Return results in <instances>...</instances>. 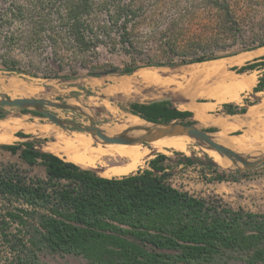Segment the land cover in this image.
<instances>
[{
    "label": "rangeland",
    "instance_id": "obj_1",
    "mask_svg": "<svg viewBox=\"0 0 264 264\" xmlns=\"http://www.w3.org/2000/svg\"><path fill=\"white\" fill-rule=\"evenodd\" d=\"M56 4V0H40L38 4H29L25 0H0V18H2L0 37H9V33L14 34L22 30L26 32L25 37L38 34L40 39L35 46L24 49L15 47L6 40L4 43L0 40V99L4 96L9 98L27 96L55 102L57 106L45 105L42 109L55 114L62 123L69 125L75 124L83 127L81 123L88 120L86 116L78 114L68 105L67 100L69 99L84 102L82 107L86 108L84 111L94 113L96 120L93 123L95 124L117 121L116 116L100 104L102 101L103 103L108 101L107 103L117 110V116H121L130 112L129 105L133 102L148 103L152 99L163 96H169L170 100L166 102L179 110H187L181 106H188L195 101L211 100L213 97L210 94H214L218 89V80L235 76L237 72L232 68L239 67L245 62L239 64L228 62L221 73L208 78L195 79L184 74L165 87L146 84L136 76L137 79L130 86L123 85L122 82L135 75L138 69L164 66L182 69L187 64H191L189 60L197 57L230 59L240 52L250 51L245 48L264 41V0H225V3L222 0H133L131 8L133 13L125 21L127 22L125 31L122 27L124 20H117V23L105 27L104 34L100 33L102 34L101 41L96 47L78 51L73 43L68 45L67 40L55 44L49 39L56 29L60 30V20L55 13ZM115 5L116 3L110 0L108 4L98 7L92 16L94 23L99 26L106 25V14L110 10L113 12ZM22 6L34 16L29 17V13L27 14L24 10L23 12L27 15H17L18 7ZM105 8H107L106 12ZM229 12L232 17L229 16ZM85 18L90 20V17ZM5 62L7 66H14L20 72L6 70ZM134 67L136 71L132 73L123 72L125 69ZM28 71L37 73V77L25 74ZM94 73L99 75L92 76L91 74ZM93 77L100 78L96 87L86 83ZM9 79H17L23 83L36 81L42 90L33 95L18 89H11L7 87ZM163 88L165 90H162ZM245 96V99L238 103L240 106L254 101L255 96L257 100L254 104L247 106V111L241 116L243 118L241 126L227 130L229 136H239L255 131L260 128L259 125L264 123V92L253 94L252 91H248ZM90 99L99 102V106L89 105L87 102ZM33 110H35L33 107L0 103V119H9L11 126L17 123L30 126L29 129L15 127L11 132L0 131V135L11 136L8 142L0 143V146L31 141L36 148L49 152L46 149V141L49 142V138L44 134L30 131V129L55 123L41 114H33ZM191 112L190 117L174 119L170 122L194 121L192 124L207 131L210 125L196 121L193 111ZM212 119L213 116L207 120ZM93 123L90 126H93ZM213 128L214 132L220 129ZM156 151L153 150L138 168H146L147 161L154 157L155 153L160 152ZM241 151L243 153L240 152V154L244 158L251 157L248 151ZM179 152L192 157L194 163L192 165L179 163L181 157ZM19 153L20 149L16 153H11L0 147V167H12L22 175L43 178L44 167L40 164L30 166L19 157ZM163 153L171 156L173 160L170 182L174 186L198 197L216 198L232 209L264 213V165L248 168L231 161V166L223 167L215 163L209 151L192 144L184 148L181 146L178 150L168 149ZM210 160L215 166L209 165ZM219 174H224L225 179L216 180ZM3 208L0 200L2 213ZM25 247L28 249L29 243L24 228L15 222H7L4 228L0 229V264H31ZM36 253L37 261L41 264H86L83 258L71 254L50 253L45 250ZM228 264L247 263L241 260H230Z\"/></svg>",
    "mask_w": 264,
    "mask_h": 264
},
{
    "label": "trees",
    "instance_id": "obj_2",
    "mask_svg": "<svg viewBox=\"0 0 264 264\" xmlns=\"http://www.w3.org/2000/svg\"><path fill=\"white\" fill-rule=\"evenodd\" d=\"M25 1L29 4L40 2ZM109 1L56 0L55 13L60 20V30L56 29L49 39L55 44L67 40L76 50L86 51L96 47L101 41L100 33L117 20H124L125 31V21L133 13V0H111L116 5L113 12L110 10L106 14L107 24L94 23L92 16L97 8ZM23 10L29 17L34 16L23 6L18 7L17 15H27ZM229 16L232 17L231 12ZM25 33L22 30L9 33V37L1 36L0 40L22 49L39 43L38 34L25 37ZM261 46L264 41L245 50ZM208 59L211 58L197 57L189 61ZM4 68L20 72L6 62ZM135 69L123 72L129 74ZM232 69L237 73L262 69L252 93L264 91V56ZM25 74L38 75L30 71ZM254 101L243 106L223 103V112L245 113ZM129 111L155 123L192 115L191 111L176 109L166 101L133 102ZM213 130V127L207 128V131ZM0 147L11 153L20 149L19 157L27 164L44 167L43 178L22 175L12 167H0V200L4 207L3 213L0 211V229L7 222L24 228L29 243L25 250L31 264H41L36 258L40 250L79 256L86 264H228L230 260L264 263V213L232 209L216 198L198 197L174 186L170 182L173 160L163 152L155 153L147 161L146 168H138L127 175L104 177L44 152L31 141ZM179 154V163H194L192 157ZM209 165L215 166L211 160ZM215 179L221 181L225 176L219 174Z\"/></svg>",
    "mask_w": 264,
    "mask_h": 264
},
{
    "label": "bare ground",
    "instance_id": "obj_3",
    "mask_svg": "<svg viewBox=\"0 0 264 264\" xmlns=\"http://www.w3.org/2000/svg\"><path fill=\"white\" fill-rule=\"evenodd\" d=\"M260 56H264V46L258 47L250 51L240 52L239 54L230 57V59L222 57V58H216L207 61L187 64L182 69L169 68L165 66L144 68L142 70L138 69V72L134 73L135 75H133L132 77H128L122 83L123 85L130 86L132 83L134 84V81L137 79L136 77H138V79H140L142 82L146 84L155 85L158 87L159 86L165 87L168 86L169 84L171 85V83L174 81L175 78L180 76L182 77V75L184 76V74H188L189 76H192L195 79L200 77L208 78L214 76L215 74L221 73L220 70L225 64H228V62H233V64L235 63L239 64L242 62H246L252 58L254 59V57H260ZM134 71H136V69ZM80 79L79 81H81ZM184 79H186V77ZM244 80H245L244 74L228 76L226 79L222 81L220 80L221 81L220 85L222 86L224 84L226 85L225 91L220 95H218L217 91L214 94H210V95L218 96L220 99H229V100L233 99L236 96L237 90L245 86ZM51 81L58 83L60 82L56 80L54 81L51 80ZM99 81L100 78L93 77L89 79L88 82L86 83L89 84L90 86L96 87ZM113 81H115V79H113ZM114 84L115 86H117L116 83ZM8 86L11 89H18L21 92L27 94H33V95L38 94L42 90V88L37 85L36 81L23 83L18 81L17 79H9L7 83V87ZM111 87L114 88V86ZM133 88L134 87H132V89ZM162 90L165 89L163 88ZM130 92L132 91L130 90ZM204 94H205V90H204ZM103 102L104 101H102V103L100 102V104L104 105L106 109L112 113V115L116 116L117 119L116 122H103V123L95 124L93 123L96 120L94 113L92 111L91 112L84 111V109H86V108L83 109L82 107V104L84 102L82 101L79 102L78 100L76 101L75 99H69L67 100L68 105L74 108V110H76L78 114L86 116L88 119L85 120L86 122H82V123L80 122L81 125H83V128H86L85 127L86 125L90 126L93 123L94 129L80 130L74 125H69V124H63L62 127L56 126L55 124L54 125L47 124V125H42L39 128L30 129V131L44 134L49 138V142L46 141L47 142L46 149L52 154L66 161L72 162L80 166V168L82 167L96 171L99 175L104 177H117L134 172L135 170H137L140 163L147 156H149L153 150H157L160 152L166 151L168 149L178 150L181 148V146H183L184 148L188 144H192L194 146H198L204 150L209 151L212 154L215 163H218L220 166L229 167L232 165L231 160L229 158H226L218 154L214 149L209 148L204 141L195 139L187 134H182L181 131L173 132L170 135H162L160 134L159 131V129L163 127L162 125L147 122L129 113L122 114L121 116H117L118 115L117 110L111 104L109 105L107 103L108 101L105 103ZM87 103L89 105L99 106V102H94L92 99L88 100ZM183 107L184 106H181V108ZM194 113L195 116L197 117L200 116L199 111L195 110ZM10 122L11 121L7 118L0 119V131L11 132L15 127L24 128V129L27 128L29 129L30 127V126L29 127L24 126L21 123H17V122H16L17 125L11 126ZM259 127L260 128L256 129L255 131H250L247 132L246 134H241L239 136L229 139H225L224 137L216 134L215 133L216 131L210 132L209 135L213 141L225 145L239 154L240 152H242L241 150L248 151L251 155V157L248 158V160L254 161L257 158L264 155V123L261 124V126L259 125ZM252 129L253 128H251V130ZM117 136L118 137L122 136L127 140H134L143 136L145 138L143 142H135V143H127V142L121 143V142L108 141L109 140L108 138H113ZM10 137L6 135H0V143L8 142L10 140ZM234 164L238 165L241 163L236 161Z\"/></svg>",
    "mask_w": 264,
    "mask_h": 264
},
{
    "label": "water",
    "instance_id": "obj_4",
    "mask_svg": "<svg viewBox=\"0 0 264 264\" xmlns=\"http://www.w3.org/2000/svg\"><path fill=\"white\" fill-rule=\"evenodd\" d=\"M168 100H170L169 96H163L160 98L152 99L148 103L162 102V101H168ZM0 103L1 104L16 105L19 107H33V108H35V110H33V111L38 112L39 114L45 116L46 118H48L53 123H55L61 127L64 124L55 114H52V113L47 112L44 109H42V107H44L45 105L46 106H57V103L52 102V101H47V100L41 99V98H29V97L9 98V97L4 96L2 99H0ZM128 113L133 115V116H137V115L132 114L131 112H128ZM138 118H140V117H138ZM142 120H144V119H142ZM151 123L159 124V125L163 126L159 129L160 134H162V135H170L173 132L181 131L182 134H187V135H189L195 139H198L200 141H204L208 145L209 148L214 149L218 154L229 158L233 162L238 161L245 167L254 168V167L264 165V155L257 158L254 161H250V160H248V158H244L241 154L237 153L236 151L232 150L231 148L213 141L209 135V133L212 131H205V129L198 128L195 124H187V123H182V122H170V121L169 122H158V123L151 122ZM71 125H74L75 127H77L80 130L94 129L93 126H90L88 128L87 127L83 128L80 125H75V124H71ZM144 138L145 137L143 136V137H139V138L134 139V140H127L126 138H124L122 136L121 137L117 136V137H113V138H108L109 139L108 141L121 142V143H125V142L135 143V142H143Z\"/></svg>",
    "mask_w": 264,
    "mask_h": 264
},
{
    "label": "crops",
    "instance_id": "obj_5",
    "mask_svg": "<svg viewBox=\"0 0 264 264\" xmlns=\"http://www.w3.org/2000/svg\"><path fill=\"white\" fill-rule=\"evenodd\" d=\"M256 58H258V57H256ZM252 60L253 59H251L249 61H252ZM223 67L220 70V72L223 71ZM260 72H262V69L235 74V75L244 74V76H245L244 85L245 86H243L242 88H239L237 90L236 96L233 99H230V100L229 99H220L218 96H212L213 99H211V100L195 101L193 103L188 104V106H184L183 109H187L188 111H193V113L195 110L199 111V113H200L199 117L195 116V113L193 114L194 119L196 121L204 123L206 125H210V127L220 128L219 130H216L215 133L224 137L225 139L233 138L236 135L229 136L227 133V130H229V128L233 129V128H238L239 126H241V122H243V118H241V116L244 113H234V114L225 113V112H223V106L222 105H223V103H229V102L238 104L240 101L245 99V97H246L245 95L248 93V91H252V88L256 85L257 80H258V76L260 75ZM220 80L222 81V79H220ZM220 80H218L219 85L221 82ZM219 85H218V89H217L218 95L222 94L226 89L225 84L223 86L222 85L219 86ZM211 116H213V119L207 120Z\"/></svg>",
    "mask_w": 264,
    "mask_h": 264
},
{
    "label": "flooded vegetation",
    "instance_id": "obj_6",
    "mask_svg": "<svg viewBox=\"0 0 264 264\" xmlns=\"http://www.w3.org/2000/svg\"><path fill=\"white\" fill-rule=\"evenodd\" d=\"M79 121V120H78ZM80 122V121H79Z\"/></svg>",
    "mask_w": 264,
    "mask_h": 264
}]
</instances>
